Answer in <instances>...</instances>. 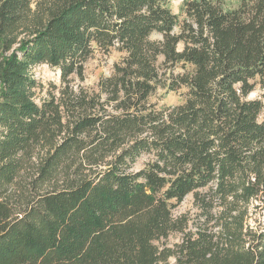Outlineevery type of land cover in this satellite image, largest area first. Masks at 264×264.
Segmentation results:
<instances>
[{
	"label": "trees",
	"instance_id": "obj_1",
	"mask_svg": "<svg viewBox=\"0 0 264 264\" xmlns=\"http://www.w3.org/2000/svg\"><path fill=\"white\" fill-rule=\"evenodd\" d=\"M96 52L120 59L76 90ZM258 89L264 0H0V264H264Z\"/></svg>",
	"mask_w": 264,
	"mask_h": 264
},
{
	"label": "rangeland",
	"instance_id": "obj_2",
	"mask_svg": "<svg viewBox=\"0 0 264 264\" xmlns=\"http://www.w3.org/2000/svg\"><path fill=\"white\" fill-rule=\"evenodd\" d=\"M37 1V0H36ZM171 8L174 14L180 15L181 6L183 0H170ZM161 35L155 33L152 35L151 40H160ZM183 46H180L182 49ZM120 59V54L117 52H112L111 54H102L96 52L91 59L86 62L84 78L79 79L78 77L72 78V86L77 90L83 88L85 90L96 89L99 78L107 77L112 74L114 65ZM30 76L32 79L37 81V86L33 89L34 100L39 105L42 104L44 100H47L49 92L58 94L59 90L62 88V80L60 77V72L49 65L36 66L31 70ZM163 93H159L158 96L154 97L152 101L159 102L160 105H176L182 101V96L176 93H169L164 99L161 98ZM250 98H262L264 100V90L258 89L256 92L251 94ZM152 155L143 154L134 164L132 169L134 171H140L150 160H152ZM194 198L192 195L186 197V201L177 210L176 214L181 215L190 212L192 219H195L194 215L196 213L193 206ZM264 220V217H263ZM180 240V235H174L170 239V244L178 242Z\"/></svg>",
	"mask_w": 264,
	"mask_h": 264
}]
</instances>
